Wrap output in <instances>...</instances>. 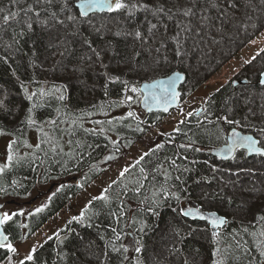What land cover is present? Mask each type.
<instances>
[{
    "label": "trees",
    "instance_id": "trees-1",
    "mask_svg": "<svg viewBox=\"0 0 264 264\" xmlns=\"http://www.w3.org/2000/svg\"><path fill=\"white\" fill-rule=\"evenodd\" d=\"M251 1L246 0L241 3V0H227L228 4H234L235 7H227L222 3L223 6L221 5L218 10H204V14L212 16L209 30L208 22L206 25L201 21L197 22V19L194 24L191 22L192 32L181 34L184 52L182 61L174 58L175 43L170 41L167 45V54L172 63L168 66L158 67L153 63V57L157 54L155 52L149 54L147 45L143 46L141 55L133 59L134 53L141 51L140 42L134 41L131 37L124 38L113 35L121 28H129L119 14H103L104 20L99 24V27L105 25L106 28L111 29V32L102 28L103 31L101 29L99 34L87 24L73 25L71 22L65 21L64 26H58L59 38H53L51 40L53 47H49L50 32L43 31L38 22L33 23V31L25 32L23 36L17 35L26 27L23 20L27 18L24 17L22 9L33 5L34 0H19L18 4H14L12 0H0V7L5 9L4 14H7L9 10L19 12L17 20L21 21L17 23L10 20L9 25L0 28V58L7 57L8 60L7 63H4L0 59V85L13 93L14 103L21 102L20 81L25 83L30 92H38L40 88L54 92L56 87L63 86V94L66 97L61 102L54 96L42 98L38 95L33 102H23L25 106H30L31 103L42 105L34 109L33 116L38 121L36 126L30 127L20 123L23 112L15 119L0 118V129L5 133L0 135V139H6L9 143L12 140L17 141L13 146L15 159L9 167L0 173V188L6 190L0 192V198L8 200V203L12 204L15 201L28 199L37 187L50 185L55 189L52 199L46 207H43V211L37 213L35 210L27 215L14 216L12 221L4 225L12 244L27 241L33 237L65 206L89 190L91 185L99 180L109 167L110 164L103 165L107 155L117 153L124 157L141 142L149 145V151L159 143H164L165 147L158 150L155 156L146 157L145 161L140 166L132 168L125 178L119 176L115 180L117 183L108 193L110 197L115 196L117 191H121L125 187L133 188L135 181L141 176L139 167L152 169L158 159L165 155L171 156L180 143H188V137H192L197 141L196 146L204 149L200 153L191 151L187 153L190 158L201 162L195 166L198 171L192 173L193 177L211 176L209 171L211 165L217 166L222 171H237L239 169L229 168L228 163L218 160L210 150L224 144L226 134L231 128L230 125L217 120V117L225 114V102L232 109V114L236 119L239 120L238 116L241 114L242 119L245 116L248 119L252 117L250 113L246 114L247 110L252 107L250 97L247 96L249 94H240V87L236 88L232 82L227 83L202 107V109H207V112L189 117L188 121L178 126L181 129L180 132L172 131L169 135H159L153 140H148L153 126L173 112L169 114L152 113L146 116L139 109L141 92L131 93L120 82H108L104 73L107 71L112 76L120 75L122 81L128 82V88L135 86L140 89L144 82H150L180 71L187 76V81L182 87V97L185 98L192 91L203 86L222 66L237 56L241 49L264 31V0L262 5L255 1L252 4ZM226 7L235 8V12H230ZM198 8H204V0H199ZM53 10L59 11L58 8ZM109 15L113 18L108 19ZM41 18H44L43 13ZM60 18L63 19L64 14H61ZM137 19L143 23V14L138 15ZM153 22L155 21L153 20ZM183 22L189 23L187 19H184ZM169 23L168 35L171 36L174 26L171 25V22ZM0 24H2V20H0ZM77 29H79L80 35L74 37L72 34ZM202 29L205 31L203 38L198 32ZM241 29L245 36L242 43L234 38L230 39L231 34L235 36ZM65 37L69 42L67 50L61 43ZM13 38L19 40V44H13ZM84 38L93 41V46L101 53V60H97L87 46L80 43ZM105 41H111V50H106ZM8 44H13V47L8 49L6 47ZM238 44H241V47H238ZM191 46L193 47L191 48ZM202 50L203 52L200 53ZM61 52H64L63 56L60 55ZM194 52L196 56H194ZM86 56H92V59L90 61L82 59ZM101 61L109 67L107 69L102 67ZM13 71H15V76H13ZM16 77H19V81ZM249 87H254L255 92H258L259 89L260 91L264 90V86L259 84V77L256 81H250L248 85L243 86L242 91H246ZM59 94L55 93V95ZM126 95H132L133 102L121 103ZM129 111L136 114L135 119L127 117ZM206 116L207 119H205ZM121 117L124 119H120ZM50 119L57 120V124H47L46 121ZM209 120L213 123H209ZM243 121L244 128L242 130L244 132L252 133L264 140V134L256 131V129L264 127V124L255 126L249 121ZM40 127H43V132L39 131ZM137 128L143 129V131H137ZM219 128H223L224 131L221 139L217 140L216 133ZM84 129H95L96 131L94 133L85 132ZM101 129H103L102 132ZM44 132L48 133L47 137L44 136ZM184 133H187V136ZM169 140L171 143L168 142ZM37 144H40L39 149L36 148ZM53 148L55 151L52 150ZM117 149L119 150L117 151ZM6 153L8 155V150ZM239 157L236 159H240ZM204 161H208V165H205ZM260 163L262 169L254 170L253 175H249V177L257 175L258 180L264 185V159H261ZM5 164H8L7 159ZM249 177H244L242 180H249ZM221 187L218 180H213L210 185H196L191 178H188V193L185 194L188 196V200L178 203L174 199H170L166 204L161 205L158 209L159 215L155 216L144 211L151 203L152 191L155 190L152 187L150 176L139 199L132 200L125 197V202L131 211L128 212L125 222L118 226L123 228L124 237L122 241L116 242L117 246L123 243L129 248L127 255L130 259L125 264H136L137 259L141 261V264H170L166 261L161 262V258L157 259L156 252L152 247L159 231L164 227L174 232L173 235L177 239L172 247L162 249L163 254L167 252L170 258L177 259L176 264H185V261L187 264H212L211 253L215 247H220L224 253L226 247L224 239L221 238L218 245L214 244L210 228L208 231H203L206 224L185 219L179 214V210L186 206H197L207 210L206 202L209 201L200 198L201 192H215ZM223 196L225 198L233 197L234 202L229 204L226 199L218 198L210 203L226 210L235 209L240 203V196L227 194L225 188ZM140 199L145 200V203L139 204ZM92 203L94 207L88 209L87 215L89 216L99 211L101 202L92 201ZM21 211L23 212L19 207L15 212L20 213ZM137 211L139 214L136 219L146 220L148 224V230L142 234L136 233V229L140 225L132 224V217ZM80 213L78 212L75 216ZM259 215H264V212ZM94 223L101 225V228H88L71 219V222L59 234V239L56 236L49 240L35 252L34 260L25 261V264H100V259H104L102 253L105 251V245H108V251H110L112 234L105 229L112 225L113 221L111 218L100 215L99 219L94 220ZM251 223H242V221L231 217L228 225L221 229V232L229 234V240L231 234L239 233L243 239L248 241L247 247L250 248L251 255L260 259L256 244L264 240V237L245 234L243 228L249 227V233L256 231L258 234L264 229V223L257 221L255 229L250 227ZM190 229L196 231H190ZM134 235L135 238L141 239L145 245L139 254L135 253L131 244ZM101 236L104 239H101ZM61 240L64 242L60 243ZM89 241H94V243L90 249L85 251V245ZM229 251L240 259L226 261L225 264H248L246 256H241L240 252L235 249ZM11 255L12 253H7L6 249H0V264L5 263L8 260L7 257ZM111 256V264H119L117 254L112 253ZM105 264H108V261H105Z\"/></svg>",
    "mask_w": 264,
    "mask_h": 264
},
{
    "label": "snow or ice",
    "instance_id": "snow-or-ice-1",
    "mask_svg": "<svg viewBox=\"0 0 264 264\" xmlns=\"http://www.w3.org/2000/svg\"><path fill=\"white\" fill-rule=\"evenodd\" d=\"M14 4H18L19 0H12ZM225 5L227 7H235L234 4H228L227 0H224ZM199 5V0H34L33 5H29L26 8H23L24 17L27 19L23 20V23L26 25L25 29L19 32L17 35L23 36L25 32L33 31V23L38 22L41 26V29L46 32H50L49 38V47H53L51 40L53 38H59V28L58 26H64L65 21L71 22L73 25L80 24H91L92 16L89 14L92 13H108V14H119L122 21L129 26L128 29L121 28L113 33L116 37H131L134 41H139L142 48L141 51H136L134 56L138 57L141 55L143 50V46H148V52L151 54L155 52L157 55L153 57V63L158 67L171 65L172 61L169 59V55L167 54V45L168 43L174 42L175 47L173 48V56L174 58L180 59L182 61L184 52H183V44L181 42V34L186 33L190 34L192 32L191 28V18L197 15V7ZM221 7L218 0H204V9H219ZM59 11L53 10L57 9ZM78 10V11H77ZM5 13V9L0 7V20H2V24H0V28L4 25H9L10 20L16 21L20 23L21 21L17 20V17L20 15L19 12L8 11ZM43 13V17L41 18ZM64 14V18L61 19L60 15ZM143 14L144 20L141 23L137 16ZM151 17V18H149ZM111 15L108 16V19H112ZM184 19H187L189 23L185 24L183 22ZM153 20L155 22H153ZM200 20L205 25L207 22L211 20V17L208 15H201ZM173 27V34L171 36L168 35L170 23ZM146 26V27H145ZM104 28L108 32H111L110 28H106L105 25H101V27H93V31L96 33H101V29ZM163 30V31H161ZM74 37L79 36V29L72 34ZM62 44L65 45V50H67V38L61 41ZM82 45L87 46L89 51L96 57L97 60H101V53L97 51V49L93 46V41L89 38H84L80 41ZM13 44H19V40L13 38ZM13 44H8L6 47L11 49ZM107 45L106 50H111V41H105ZM156 46L153 47L152 45ZM19 50V49H16ZM61 56L64 55V52L60 53ZM4 63H7V57L0 58ZM82 59L91 60L92 56L82 57ZM255 59V57H253ZM59 63V62H58ZM139 63V61H136ZM247 63H250L248 61ZM101 66L107 69L109 65L103 64L101 61ZM119 67V64L117 65ZM107 77L108 82L116 83L120 82L124 84L127 91L131 93H138L141 90L135 86L128 88V82L122 81L120 75L112 76L107 71L104 73ZM13 76H15V71H13ZM261 76H264V73H261ZM19 81V77H16ZM184 79L183 75L180 72H174L171 76L168 77L167 81L157 80L151 84L144 85V97L142 103L145 108L149 111L152 110V104L156 103L157 105L163 104V111H168V105H170L174 100L177 99L179 93L175 90L176 83L179 80ZM261 85H264V79L259 80ZM20 89H22V97L20 103H14L12 96L13 93L10 90L5 89L2 85H0V118H11L15 119L17 116H21L23 112V118L20 123L26 124L28 126H36L38 121L34 118L33 113L34 109L42 106L37 103H31L30 106H25L23 102H33L34 99L39 95V97H49L54 96V98L58 101H64L66 99L63 94V86L56 87L54 92L45 91V89L40 88L38 92L31 91L23 81L19 83ZM159 89V94L157 90ZM219 91V90H218ZM55 93H60L59 95H55ZM133 102L132 95H126L125 99L121 101V103H131ZM201 112H207V109H197L195 113L189 112L188 117L199 116ZM254 115V113H253ZM127 117H131L133 119L136 118V114L132 111L127 113ZM120 119H124L121 117ZM207 119V116L205 117ZM247 116L243 117V120L247 121ZM217 120L222 122L223 124H227L233 126L231 131L224 140V147L220 148L217 152V155L220 156L221 160H236L238 150L243 149L249 155H253L256 157L264 158V140L260 138H254L252 135L242 134L240 131H237L236 126H241V120L235 118L234 114H232V109L227 106V102H225V114L223 116L217 117ZM209 123H213V121L209 120ZM47 124L56 125L57 120L50 119L46 121ZM75 123V122H73ZM100 123V122H97ZM111 123V121H109ZM180 124H184L185 121H179ZM39 131L43 132V127L39 128ZM85 132L94 133L95 129H84ZM101 132L103 129L100 130ZM137 131H143V129L137 128ZM176 132H180L181 129L177 127L174 129ZM223 128H219L216 133V139H221V135L223 133ZM256 131L260 134H264V127H260L256 129ZM5 134L2 129H0V135ZM187 136V133H184ZM193 135H196L193 133ZM44 136L47 137L48 133L44 132ZM48 142V141H44ZM171 143V140L168 141ZM17 143L16 140H12L8 145V155L7 161L8 164H5L3 167H0V173L4 171L6 167H9L11 162L15 159L13 146ZM197 141L192 139V137H188V143H180L177 146V150L173 152L171 156L165 155L162 158L158 159L156 163L152 166V169H146L145 167H139V172L141 174L140 178L135 181V186L131 189L125 187L121 191H117L115 196L110 197L108 195L109 191L113 188L117 182L113 181L112 184H109L108 187L103 189L101 195L93 198L94 201H99L100 208L98 212L92 213L91 216L87 215L88 209L94 207L92 201L89 202V205L86 206L85 210L81 211L78 216H73L72 221L81 224L82 226L92 228L95 227L97 229L101 228V225L94 223V220L99 219L100 215H104L108 218H111L113 221L112 225H109L105 231H109L112 234L111 247L110 251H108V245H105V251L102 253L104 259H100V264H105V261H108V264H111L112 253L117 254V259L119 260V264H125L126 261H129L130 257L127 255L129 252V248L125 246V244L120 243L117 246V241H122L124 237L123 228L118 227L122 223L125 222V218L129 211H131L130 207L125 202V197H128L132 200H137L142 195V190L145 189V183L150 180L152 181V187L155 189L152 191V200L151 203L144 209V211L150 212L155 216L159 215L158 209L162 204H166L168 200L174 199L178 203L188 200V196L185 195L188 193V178L192 179V182L196 185L201 184H211L213 180H218L222 187L215 192H205L202 191L200 198L204 201H212L215 199H226L227 203L232 204L234 202L233 197L225 198L223 196L224 188L231 187L233 190L239 188V191L243 193L240 197V203L236 206V210L238 212H247L250 210V200H254L259 197V195H264V188L257 187L255 184L250 186H243L242 177L246 175H253L252 169H243L240 168L237 171L232 170H224L222 171L215 165H211L209 167V171L211 176L199 175L198 177H193L192 173L194 171H198L196 169V165L201 163L199 160L195 158H190L187 154L190 151L194 153H200L204 151L202 147L196 146ZM31 147V146H29ZM165 144L159 143L156 144L155 148L151 149L149 152L143 153L135 161V163L129 167L123 168V170L119 173L121 178H125L126 174H128L132 168H136L140 166L143 161H145L146 157L155 156L158 150L164 149ZM36 148H40V144L36 145ZM55 151V148L52 149ZM119 149H117L118 151ZM183 150V151H180ZM244 152H241V157L244 156ZM108 159H111L109 157ZM205 165H208V161L203 162ZM167 165V166H165ZM219 174V175H217ZM227 177V179H225ZM162 178V179H160ZM82 186V185H81ZM59 190V189H58ZM6 191L5 189L0 188V192ZM51 199V197H49ZM145 200L140 199L139 204H144ZM115 205V207H113ZM45 205L44 207H46ZM43 211V208H37L36 212L39 213ZM24 213L21 211L20 213L13 212L11 214L7 212H3L0 214V249H6L7 253H16L17 249L13 246L12 243L8 241V236L4 234L3 226L12 221L14 216L23 215ZM139 214L137 211L134 213L132 217V224L136 225L137 223L140 225L139 228L136 229L137 234L145 233L148 230V224L146 220H137L136 216ZM179 214L183 217H192L194 220L198 219L206 222V226L203 231H208L209 227L211 229L210 235L212 238V242L214 244H219L220 239L223 238L225 241V249L224 253H222L220 247H215L213 252L211 253L213 260L212 264H225L226 261L231 262L236 259H240V257L234 256L231 249H235L240 252L241 256H246L248 258V264H264V240H261L256 244V249L258 252V256L260 259L253 257L251 255L250 248L247 247L248 241L243 239L239 233L231 234V239H228L227 233L221 232V229L225 228L228 223V217L224 215H220L217 211H209L206 215L201 212L200 208H181L179 210ZM87 221V222H86ZM264 223V215H256L254 216L253 222L250 224L252 229L256 228V222ZM71 222V221H70ZM125 226H127L125 224ZM190 231H196L191 230ZM243 232L245 234H249L253 237H264V229H262L258 234L256 231H252L249 233V227L243 228ZM104 239L103 236L100 237ZM49 240L52 237H48ZM57 239H59V234H57ZM64 241L61 240L60 243ZM83 243V241H82ZM94 241H89L85 245V251L90 249L93 245ZM133 246V250L135 253L139 254L144 249L145 245L142 243L141 239L134 238L131 241ZM36 252V248H33L31 252L25 257L26 261H33L34 254ZM226 253V255H225ZM99 259V257H97ZM8 264H11L12 258L11 256L7 257ZM20 264H25V261L22 260ZM136 264H141V261L137 259ZM187 264V261H185Z\"/></svg>",
    "mask_w": 264,
    "mask_h": 264
},
{
    "label": "rangeland",
    "instance_id": "rangeland-1",
    "mask_svg": "<svg viewBox=\"0 0 264 264\" xmlns=\"http://www.w3.org/2000/svg\"><path fill=\"white\" fill-rule=\"evenodd\" d=\"M245 1L246 0H241V3H244ZM254 1L256 3L258 2L261 5L263 4V0H252L251 3L253 4ZM218 2L220 3V5H222L223 3L224 6H226L224 0H218ZM201 9L204 8L196 9L197 15L191 18L192 24H194V21H196V19L197 22L201 21L200 20L201 15H208V14H204V11H202ZM227 9L230 12H235L234 11L235 8H227ZM233 14L235 15V13ZM209 16L212 18L210 14ZM103 20L104 17H102V15H94L92 16L91 24L90 25L87 24V25L91 26L92 28L99 27V24H101ZM209 22H208V30L210 28L209 26L212 24V22L210 23ZM198 32L201 34L200 37L201 36L202 38L205 37L204 35L205 31L203 29L199 30ZM233 35L231 34L229 36L230 39L234 38L236 41L240 43H242V39L245 38V36L242 34V29L239 33H237V35L235 36ZM238 45H239L238 47H241V44ZM192 47L193 46H191V48ZM200 47L204 49V47L199 46V48ZM202 52L203 50L200 51V53ZM194 56H196V53L194 54ZM253 57H255V59H253ZM248 61H250V63H247ZM191 62L193 61L191 60ZM263 71H264V31H262L246 47L241 49L240 52L237 54V56H235L227 64L222 66L207 82H205L203 86H201L194 92L192 91L187 97L185 98L182 97L179 108L174 110L173 113L169 114L168 116L162 118L161 121L158 122V124L153 126L152 133L148 136V140H153L159 135H169L172 131H174V129H176L180 125L179 121L181 120L186 121L189 119L187 115L189 112L195 113L197 109H202V107L211 98V96L217 93L218 90H221L227 83L233 82L237 76L240 75L242 76V78H247L248 80L253 82L256 81L258 77L260 79V75ZM239 87L241 91L240 94H249L247 96L250 97L249 99L252 103V107L246 112V114L250 113L252 117H249L250 119H247V121H249L250 124H253L255 126L263 125L264 124V90L260 91L259 89L258 92H255L254 87L253 88L249 87L248 89H246V91H242L244 89L243 85L242 87L241 86ZM187 91L189 92L190 90ZM139 109L140 111H142L140 108V103H139ZM142 113L144 112L142 111ZM238 117L239 120H241L242 122L243 120L242 114L239 115ZM237 127L241 129L244 128L242 123L241 126H237ZM8 143H9L8 140L3 138L0 139V167H2L6 162L7 159L6 152L8 150ZM145 152H149V145L145 142L139 143L126 156L121 157L119 160L111 163L109 167L106 169L105 173L100 177L99 180H97L95 183H93V185H91L89 190L85 191L84 193L79 195L76 199H74L69 205L65 206L33 237H31L27 241L24 240L14 243L13 246L17 249V252L12 253L11 264H20L22 260L26 261L25 257L31 252L33 248H36V251L39 250L42 246L45 245V243L49 241L48 237L54 238L57 236V234H60L61 231L66 227V225L71 221L73 216H75L78 212L83 211L86 208V206L89 205L90 201H94L93 200L94 197L101 195L103 189L108 187L109 184H112V182L119 177V173L123 170V168L125 167L130 168L135 163V161L139 159V157L143 155V153ZM259 162L258 165L262 167V164ZM253 166L254 164H251L249 166V164L243 163L242 167L241 165H239L237 168L252 169L254 171L257 169V167H253ZM230 167H234V166H230ZM261 167L260 170L262 169ZM231 169H235V168H231ZM244 177H249V175L243 176L242 179ZM242 184L245 187L255 184L257 187L264 188L262 182L258 180L257 175L249 177V180L246 181L242 180ZM54 190L55 189L53 188V186L50 185L40 188L37 187L31 193L28 199L15 201L12 204L9 203L7 207L4 209V212L11 214L12 212H15L17 208L21 207L24 215L25 214L27 215L28 213L35 211L37 208H43L52 199L53 194L55 192ZM225 190L227 191V194L230 195L234 194L240 197L244 195L239 191V188L233 190L229 186L226 187ZM49 197H51V199H49ZM0 201L6 203L9 202L8 200L1 198ZM249 203L251 207L250 210L247 212H238L236 208L226 210L223 207L214 206L210 202H206V207H207V211H217L223 214L224 216L228 217V219L232 217L235 220L238 219L242 221V223L243 222L250 223L253 222L254 216L264 212V206L262 207V205H264V195H259L258 198L254 200H250ZM173 234L174 232H171L169 228L166 227L162 228L159 231L156 240L152 245L154 251L156 252L157 259L161 258L160 259L161 262L166 261L169 262L170 264H176L177 262V259H175L174 257L170 258L167 255V252H165L164 254L161 252L163 251L162 249H164L165 247L168 248L174 245L173 243L174 241H176L177 238ZM172 236H174L173 239ZM3 264H8V260L5 261V263Z\"/></svg>",
    "mask_w": 264,
    "mask_h": 264
},
{
    "label": "water",
    "instance_id": "water-1",
    "mask_svg": "<svg viewBox=\"0 0 264 264\" xmlns=\"http://www.w3.org/2000/svg\"><path fill=\"white\" fill-rule=\"evenodd\" d=\"M77 3H78V1H77ZM103 14H107V13H95V15H103ZM89 15H90V16H94L92 13H90ZM176 72H180V71H176ZM180 73L183 75L184 79L177 81V83H176V89H175V90L179 93V96H178L177 99L174 100L170 105H168V111H166V112L163 111V104L157 105L156 103H153V104H152V110H151V111H149L147 108L144 107V105H143V103H142V100H143V97H144V94H145V93H144V85H145V84H151V83H153L154 81H157V80H164V81H167L168 77L171 76L173 73L170 74V75H168V76L161 77V78L155 79V80L150 81V82H144V83L141 85V87H140V90H141V91H140V92H141V94H142V97H141V100H140V108H141V110L144 112V114H145L146 116H148V115H150V114H152V113H167V114H169V113H171V112H173L174 110H176V109L179 108V106H180V104H181V100H182V87L184 86V84H185L186 81H187V76H186V74L183 73V72H180ZM262 73H264V71H263ZM261 79H264V76H261V75H260V79H259V80H261ZM249 83H250V81H249L247 78H243V79L240 80V81H235V82H234V85L237 86V85L241 84V85H243V86H246V85H248ZM262 86H264V85H262ZM155 91H157V93L159 94V91H160V90L157 89V90H155ZM237 131H240L242 134L252 135L254 138H258V137L255 136L254 134L244 133V132H243L240 128H238V127H237ZM229 133H230V132H229ZM228 135H229V134H228ZM228 135H227V137H228ZM227 137H226V139H227ZM222 147H224V146H220V147L217 146V147L212 148V149L210 150L211 154H212L214 157L221 159L220 156L217 155V152H218V150H219L220 148H222ZM241 150H243V149H241ZM248 156H249V157H252L253 155H249V154H248ZM109 157H111V159H108ZM121 157H122L121 154L111 153V154L107 155V157H106L105 160L103 161V165L111 164V163H113V162L119 160ZM225 161H229V160H225ZM97 166H98V165H97ZM97 166H95V167H97ZM8 204H9V203L1 202V201H0V214H2V213L4 212V209L7 207ZM190 207H191V208H199V207H197V206H188V207H186L185 209L190 208ZM200 210H201V212H203L205 215L209 212V211L204 210V209H201V208H200ZM218 213H219V212H218ZM219 214H220V215H223V214H221V213H219ZM184 218H185V219H188V220L198 221V222H201V223H205V224H206L205 221H201V220H198V219L194 220L192 217H184ZM3 231H4V234H5L6 236H8V241H5V243H8V242L11 243L10 237H9V235L7 234V232H6L4 226H3Z\"/></svg>",
    "mask_w": 264,
    "mask_h": 264
},
{
    "label": "flooded vegetation",
    "instance_id": "flooded-vegetation-1",
    "mask_svg": "<svg viewBox=\"0 0 264 264\" xmlns=\"http://www.w3.org/2000/svg\"><path fill=\"white\" fill-rule=\"evenodd\" d=\"M243 78H242V76H237L236 78H235V80L232 82L233 84H234V82L235 81H240V80H242ZM235 86V85H234ZM239 86H241L242 87V85L241 84H239V85H237V86H235L236 88H238ZM186 121H188V120H186ZM185 121V122H186ZM233 126H231V128H232ZM237 127V126H236ZM231 128H230V130H229V132L231 131ZM241 129V128H240ZM242 130V129H241ZM243 131V130H242ZM229 132H228V134H229ZM244 132V131H243ZM244 133H247V132H244ZM228 134H226V137H227V135ZM249 134V133H248ZM250 134H252V133H250ZM256 136V135H255ZM226 137H225V139H226ZM220 146H224V144H222V145H220ZM219 146V147H220ZM241 152H244V150H238V152H237V154H236V156L237 157H239L240 159H236V160H229V161H225V160H221V159H219V158H217L218 160H220V161H222V162H224V163H228L229 164V166H234V167H229V168H237L239 165H241V167H242V165H243V163H245V164H249V166L251 165V164H254V166L253 167H257V169L258 168H260L261 166L260 165H258V162L259 161H261V159H264V158H261V157H256V156H252V157H249L248 156V154L246 153V152H244V156L243 157H241V155H240V153ZM260 163V162H259ZM223 167H224V165H223ZM185 209V208H184ZM201 223V222H200ZM210 228V227H209Z\"/></svg>",
    "mask_w": 264,
    "mask_h": 264
}]
</instances>
